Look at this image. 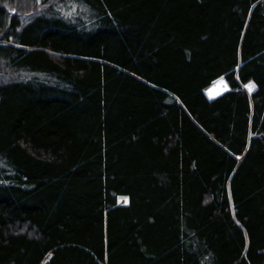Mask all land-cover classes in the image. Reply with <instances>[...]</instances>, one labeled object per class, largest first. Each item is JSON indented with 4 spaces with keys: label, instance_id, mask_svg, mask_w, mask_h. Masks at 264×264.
Wrapping results in <instances>:
<instances>
[{
    "label": "trees",
    "instance_id": "16d2710c",
    "mask_svg": "<svg viewBox=\"0 0 264 264\" xmlns=\"http://www.w3.org/2000/svg\"><path fill=\"white\" fill-rule=\"evenodd\" d=\"M0 264H264V0H0Z\"/></svg>",
    "mask_w": 264,
    "mask_h": 264
},
{
    "label": "bare ground",
    "instance_id": "6f19581e",
    "mask_svg": "<svg viewBox=\"0 0 264 264\" xmlns=\"http://www.w3.org/2000/svg\"><path fill=\"white\" fill-rule=\"evenodd\" d=\"M228 88L223 80H218L204 89L205 95L212 97L218 95L219 93L225 91Z\"/></svg>",
    "mask_w": 264,
    "mask_h": 264
},
{
    "label": "rangeland",
    "instance_id": "374dc122",
    "mask_svg": "<svg viewBox=\"0 0 264 264\" xmlns=\"http://www.w3.org/2000/svg\"><path fill=\"white\" fill-rule=\"evenodd\" d=\"M219 80H222V79H219ZM242 87H243L245 90H247V92H250V91H252V90L254 89L253 87H251L250 84H246L245 86L243 85ZM123 199H124L123 196L120 197V200H121V201H123Z\"/></svg>",
    "mask_w": 264,
    "mask_h": 264
},
{
    "label": "snow or ice",
    "instance_id": "6c2138e0",
    "mask_svg": "<svg viewBox=\"0 0 264 264\" xmlns=\"http://www.w3.org/2000/svg\"><path fill=\"white\" fill-rule=\"evenodd\" d=\"M251 87H254V85H251Z\"/></svg>",
    "mask_w": 264,
    "mask_h": 264
}]
</instances>
